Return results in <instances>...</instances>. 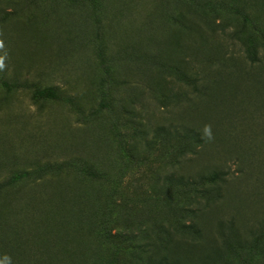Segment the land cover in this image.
I'll use <instances>...</instances> for the list:
<instances>
[{
    "label": "rangeland",
    "instance_id": "1",
    "mask_svg": "<svg viewBox=\"0 0 264 264\" xmlns=\"http://www.w3.org/2000/svg\"><path fill=\"white\" fill-rule=\"evenodd\" d=\"M250 24L264 0H0V264H264Z\"/></svg>",
    "mask_w": 264,
    "mask_h": 264
},
{
    "label": "trees",
    "instance_id": "2",
    "mask_svg": "<svg viewBox=\"0 0 264 264\" xmlns=\"http://www.w3.org/2000/svg\"><path fill=\"white\" fill-rule=\"evenodd\" d=\"M228 6L229 7L232 6L233 8H242L241 6H238V4H236L234 2H233V5L232 4H228ZM235 14L237 15V13H235ZM244 21L246 23H250L249 16L244 15ZM256 29H255V27L252 24H250L249 33H251V31H253V32L257 31ZM257 33L260 34L261 38L264 40V31H263V29L262 30H258ZM263 46H264V41H263ZM258 55L259 54H257L256 56L258 57ZM251 62L262 64L264 61H263V59H260V58L257 59L256 58L255 60H252ZM250 69L252 70L254 68L250 67ZM184 77H185V80H186V82L188 84H192L193 85L195 83V77H192L189 74H184ZM0 84L3 85L7 89H12V88L15 87L14 84H12V83H10L8 81H1L0 80ZM210 92H211V89L207 87V88H204V89H201V90H195L194 91V95L196 94V96L198 98H200L201 94H203V93H205V94L207 93L208 94ZM38 95L40 97H42V98H56L57 97V94H56V92L53 89L40 90L38 92ZM185 96H186L185 98H188V94H186ZM203 97H205V95H201V98H203ZM204 137L205 136L199 131H186L185 134L182 135V139L185 141V144L187 143V145H188L190 143L191 145L201 146V147H202V145L205 142V138ZM236 162H237V164H236L237 165V169H236L237 174H235V173L234 174H229L228 172L222 173L221 171L216 170L215 172L207 174L208 176L206 178H204V181H207L209 184H216V183L224 182L225 180L227 181V179H228V177L230 175H232L233 177L237 176L236 178L244 177L246 175V170L243 167L242 159L241 158H237ZM89 176L92 178V180H94L97 183L101 182L103 180V174L99 173V172H96V171L90 170L89 171ZM3 189H4L3 185H0V193L3 191ZM194 193L197 194L198 191L194 190ZM262 239H264V238L262 237ZM249 248H250V251L247 254L248 255L247 259H245L243 256L241 258V256L239 255V258H241L240 261H242V260L245 261V262H249L250 261V263H251V259L253 258V247L251 246ZM244 252H246V251H244ZM233 254H236V253H233Z\"/></svg>",
    "mask_w": 264,
    "mask_h": 264
},
{
    "label": "clouds",
    "instance_id": "3",
    "mask_svg": "<svg viewBox=\"0 0 264 264\" xmlns=\"http://www.w3.org/2000/svg\"><path fill=\"white\" fill-rule=\"evenodd\" d=\"M2 46V44H0ZM5 68V65L3 63V58L0 57V70H3ZM205 133L210 135V128L206 126Z\"/></svg>",
    "mask_w": 264,
    "mask_h": 264
}]
</instances>
